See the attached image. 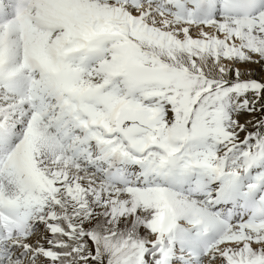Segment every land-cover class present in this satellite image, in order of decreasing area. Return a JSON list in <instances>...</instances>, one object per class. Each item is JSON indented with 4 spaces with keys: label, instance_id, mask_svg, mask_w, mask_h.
<instances>
[{
    "label": "snow or ice",
    "instance_id": "6c2138e0",
    "mask_svg": "<svg viewBox=\"0 0 264 264\" xmlns=\"http://www.w3.org/2000/svg\"><path fill=\"white\" fill-rule=\"evenodd\" d=\"M250 64L264 0H0V264H264Z\"/></svg>",
    "mask_w": 264,
    "mask_h": 264
},
{
    "label": "bare ground",
    "instance_id": "6f19581e",
    "mask_svg": "<svg viewBox=\"0 0 264 264\" xmlns=\"http://www.w3.org/2000/svg\"><path fill=\"white\" fill-rule=\"evenodd\" d=\"M247 67L251 68L252 70V77L255 79H261L262 77H264V67H261V65L258 64H250L247 65ZM247 114H242L240 116V120L241 122H244L246 118Z\"/></svg>",
    "mask_w": 264,
    "mask_h": 264
},
{
    "label": "rangeland",
    "instance_id": "374dc122",
    "mask_svg": "<svg viewBox=\"0 0 264 264\" xmlns=\"http://www.w3.org/2000/svg\"><path fill=\"white\" fill-rule=\"evenodd\" d=\"M258 115V114H257ZM246 118L248 119V116L246 115ZM246 120V119H245ZM244 133H241V138H243Z\"/></svg>",
    "mask_w": 264,
    "mask_h": 264
}]
</instances>
